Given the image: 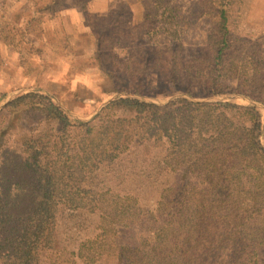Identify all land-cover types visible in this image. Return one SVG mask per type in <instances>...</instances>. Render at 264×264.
Wrapping results in <instances>:
<instances>
[{
	"label": "trees",
	"instance_id": "trees-1",
	"mask_svg": "<svg viewBox=\"0 0 264 264\" xmlns=\"http://www.w3.org/2000/svg\"><path fill=\"white\" fill-rule=\"evenodd\" d=\"M83 1L76 7L95 15L94 0ZM247 1L219 0L220 33L174 68L169 89L187 97L158 104L137 84L119 86L128 51L112 35L103 41L111 52L97 43L86 60L120 94L98 115L76 116L39 89L2 108L0 264H263L264 112L256 103L264 104V66L249 65ZM56 2L35 7L47 12ZM10 16L4 31L22 38L13 55L36 53L28 32L40 16L30 8ZM235 72L246 73L245 88L224 86ZM236 95L243 103L206 101Z\"/></svg>",
	"mask_w": 264,
	"mask_h": 264
},
{
	"label": "rangeland",
	"instance_id": "rangeland-1",
	"mask_svg": "<svg viewBox=\"0 0 264 264\" xmlns=\"http://www.w3.org/2000/svg\"><path fill=\"white\" fill-rule=\"evenodd\" d=\"M248 1L242 20V32L247 36L252 51L249 65L264 66V36L261 35L264 31V0ZM49 2L50 0H0V94H7L6 98L0 95V112L3 106L1 104L16 91L21 93L39 89L62 107L78 113H74L76 116H89L94 111L95 116L101 106L120 94L116 95L114 85L100 70H89L91 68L88 64L92 63L86 60L94 56L97 43L103 46L106 55L111 52L109 44H103V41H109L112 35V39L124 45L128 51L122 52L125 61L118 71V85L130 88V84H137L139 89L148 93L149 99L165 104L175 96H181L169 89L172 86L169 79L174 77V68L182 65L185 60L199 58L209 36L221 31L219 0H94L90 10L95 15L90 14L86 7H76L80 5V0H57L47 12L35 7L38 4L46 6ZM7 8L8 11H5ZM28 8L40 16L34 20L28 32L33 46L38 50L36 53L15 52L14 56V47L21 46L22 38L18 37L17 40L16 36H10L4 30L13 22L10 13L20 10V14H25ZM110 9H113V13L107 12ZM163 12L166 14L162 19ZM51 15H55L53 21L50 19ZM170 15H175L178 22L174 26L166 23L170 21ZM93 17L96 27L91 29L89 23ZM84 21L86 25L83 24ZM162 27L169 29V33L157 31ZM119 44L115 45L117 50ZM70 51L77 57L67 59ZM173 51L178 56L176 61L172 58ZM106 55L104 58L108 61ZM131 57L134 59L130 61ZM148 66L154 67L151 71L147 70L149 75L146 77L144 73ZM18 72L22 78L16 76ZM261 75L264 76V67ZM7 76H12V79ZM43 76L50 78L51 84L47 88L45 83L38 82ZM245 76V72H235L227 77L224 86L233 90L245 88ZM250 76L255 78L254 75ZM104 79V87H99L97 84ZM35 81L38 87L32 85ZM161 88H165L164 93L157 94V90ZM231 98L239 103L245 100L241 95L232 96L228 100ZM261 105L264 112V104ZM93 117L82 118L92 120ZM155 196L154 190L146 193V202L151 205Z\"/></svg>",
	"mask_w": 264,
	"mask_h": 264
},
{
	"label": "water",
	"instance_id": "water-1",
	"mask_svg": "<svg viewBox=\"0 0 264 264\" xmlns=\"http://www.w3.org/2000/svg\"><path fill=\"white\" fill-rule=\"evenodd\" d=\"M182 96L187 97V95H181V96L179 95L178 97H182ZM178 97L175 96L174 98L170 99L169 101H171V100H173V99H175V98H178ZM113 99H114V98H113ZM113 99H112V100H113ZM148 99H149V98H148ZM112 100H110L108 103H110ZM149 100L153 101L152 99H149ZM220 100L227 101L228 98H226V97H217V98H213V99H207L206 101H220ZM10 101H11V99L8 100V102H10ZM8 102H6V103L2 106V108H3ZM153 102H154V101H153ZM108 103H107V104H108ZM107 104L101 106L99 112H98L96 115H98V114L100 113V111L102 110V108L105 107ZM256 104H258V105L262 108V105H261V104H259V103H256ZM65 109H66V108H65ZM66 110H67V109H66Z\"/></svg>",
	"mask_w": 264,
	"mask_h": 264
},
{
	"label": "crops",
	"instance_id": "crops-1",
	"mask_svg": "<svg viewBox=\"0 0 264 264\" xmlns=\"http://www.w3.org/2000/svg\"><path fill=\"white\" fill-rule=\"evenodd\" d=\"M106 6V5H105ZM109 7H110V4L108 5V7H107V9H109ZM1 10V9H0ZM108 11V10H107ZM1 12V11H0ZM2 12H4V11H2ZM2 14V13H1ZM85 23V25H86V22L84 21L83 22V24ZM0 32H1V30H0ZM2 32H3V30H2ZM4 47H5V45H4ZM6 49V48H5ZM14 58V57H13ZM16 76L18 77V76H20L18 73H16ZM8 78H11L12 79V76H7ZM29 91H31V90H29ZM29 91H26V92H29ZM23 93H25V92H21V93H19V92H15V94H13L12 96H10L9 98H7V100H6V102H8V100H12L13 98H15V97H17V96H19V95H22ZM6 102H4V104L6 103ZM4 104H2V105H4Z\"/></svg>",
	"mask_w": 264,
	"mask_h": 264
}]
</instances>
